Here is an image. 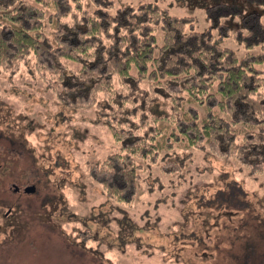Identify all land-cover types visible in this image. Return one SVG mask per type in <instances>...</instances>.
Masks as SVG:
<instances>
[{"label": "clouds", "instance_id": "9594fccd", "mask_svg": "<svg viewBox=\"0 0 264 264\" xmlns=\"http://www.w3.org/2000/svg\"><path fill=\"white\" fill-rule=\"evenodd\" d=\"M60 2L67 6L63 12L57 0H0V131L8 130L14 137L22 136L24 146L32 152L35 162L50 171L49 181L55 184V189L50 194L52 199L47 205L48 214L51 221L58 226L66 244L88 255L99 249L100 255L96 264H145V259L131 243L132 235L127 237L129 244L126 250L121 244L118 238L120 224L111 218L123 217L125 213L118 211L115 206L128 209L138 225H143L144 219H151H141L140 213L144 208L151 207L146 201H152L163 193L156 191L149 194L148 185L156 183L152 178L157 175H161L165 181L169 175L177 178L175 172L162 174L161 165H175V154L189 151L187 141L173 140L170 135L179 134L178 118L186 122L197 120V126L189 127L188 131L198 134L207 132L193 145L197 152L196 162L205 163L206 161L199 160V156L203 151L215 152L218 142L214 138V131L201 126L208 119L204 112L213 111V119L217 122L219 117L231 122V110L217 104L215 109L201 111L199 117L192 116L187 113V107L192 103L188 91L179 93L185 99L178 104V93L168 86L166 80L153 79L149 75L150 70L138 72L137 64L142 63V60L132 57L131 54L121 55L118 61L110 57L109 49L116 39L112 34L113 29L119 26L118 20L112 17L118 15V9L123 10L131 5L132 12L139 15L148 11L149 4H158L159 8L148 12L149 24L153 19H160L163 23V9L172 16L190 15L184 9H178L175 0H172V8H169V0H111L107 6L100 0ZM21 4L25 6L22 13ZM140 4L145 7L140 8ZM96 9H102L107 16L102 17ZM21 14L28 20L29 26H25L21 19H10ZM82 17H87V21ZM102 19L109 21L107 27L99 26ZM128 19L132 22L131 25L119 26L121 50L129 46L133 34L140 41L147 40L148 35H151L149 33L141 36L144 25L137 24L136 17L131 13L128 14ZM226 19L227 17H221L220 24ZM235 19L239 21L240 16L237 15ZM260 22L264 25V17H261ZM193 23H197L194 30L200 31L207 28L210 21H203L201 16L200 21ZM78 24H86L89 30L80 32L77 29ZM133 25V32H129V27ZM153 27L157 29L159 25ZM9 29L12 34L5 36L4 32ZM69 30L77 32L81 41L93 36L99 39L72 46L61 39L65 35L70 39ZM184 31L188 33L191 30L184 25ZM242 31L245 36L251 35L247 28ZM212 32L209 44L219 35L217 29ZM235 36L236 32L230 31L228 37L217 47L223 49L228 45L245 52L254 51L244 49L243 44L236 45ZM45 41L51 46L45 47ZM101 44L104 46L102 60L97 61L96 50ZM257 48L264 52V48L259 45ZM227 55L225 51L220 61L224 62ZM45 59L51 64L45 62ZM186 59L191 61V57ZM129 60L130 68L127 67ZM93 62L95 67H90ZM235 63L239 64V55ZM104 64L108 66L106 71L103 70ZM255 67L264 69V64H257ZM197 70L192 67L181 72L179 78L193 75ZM244 72L247 73L248 69L245 68ZM128 75L137 81L138 87L124 82L123 77ZM227 75L225 72L223 76L213 79V87L220 84ZM261 78H264V72L261 73ZM196 79L199 82L202 77ZM65 81L68 83L65 84ZM156 84L172 92V95L165 97L153 91V85ZM240 84H243L242 80ZM142 90H147V104L144 107L140 106V97L145 96ZM239 90L245 91L242 87ZM205 94L197 93L201 97ZM247 95L254 101L264 96V79H261L259 88ZM153 97L160 108L167 110L166 116L157 117L149 110ZM224 98L221 94V102ZM257 115H264V111ZM30 123L32 126L28 127ZM237 127L238 125L233 124L228 131L236 132ZM75 131L82 135L77 138ZM128 138L135 142L125 146L123 142ZM243 139V131L238 132L232 153H224L221 157L233 161L230 164L232 171L240 164L236 158V145L242 143ZM199 145H204L203 150ZM165 153L170 155L165 157ZM248 167L250 166H244V172L238 174V179L245 176ZM177 171L184 172L185 169L177 167ZM256 175L264 180V170ZM117 176L125 183L113 189L110 185ZM204 178L211 179V175ZM246 178L250 181V187H256L257 182H251L250 177ZM57 181L60 182L56 183ZM132 183L135 184L136 196L128 203L121 197L129 192ZM169 187L171 186H166L164 192H168ZM259 192L264 196V188L259 189ZM100 211H103L106 222L92 218L93 214ZM94 233L98 234L95 238ZM141 234L136 232L133 235ZM148 238L144 234V239ZM159 256H167L171 260L165 250L155 257L156 264H159ZM164 264H167V260Z\"/></svg>", "mask_w": 264, "mask_h": 264}, {"label": "rangeland", "instance_id": "374dc122", "mask_svg": "<svg viewBox=\"0 0 264 264\" xmlns=\"http://www.w3.org/2000/svg\"><path fill=\"white\" fill-rule=\"evenodd\" d=\"M175 6L195 14L197 22L201 16L203 21H210L208 25L213 22L210 12L201 6L189 8L186 0H175ZM172 7L169 0V8ZM197 104V110L202 111L203 106ZM31 126L30 123L28 127ZM75 135L79 138L82 134L75 131ZM192 153L185 177L178 171L177 178L169 175L167 181L161 175L152 178L156 183L149 184L153 189L148 193L161 191L163 195L146 201L151 207L144 208L140 218L151 219H144L143 225L133 220L128 209L115 206L125 213L123 217L111 218L120 224L118 238L124 249L129 244L127 237L132 235L131 243L145 264H156L155 257L165 250L171 260L159 256V264L166 260L167 264H264V196L259 192L264 180L256 175L261 170L248 167L245 176L238 179V174L244 172L241 163L232 171L233 161L221 158L223 155L203 151L199 160L206 162L199 163L196 149ZM170 169L161 172L173 173ZM209 174L211 179H205ZM49 176L50 171L38 165L32 152L25 148L22 136L0 131V264H96L99 249L88 255L66 244L58 226L51 221L47 205L55 184L50 183ZM181 176L185 182L175 185L181 183ZM246 177L257 182L256 187H250ZM11 183L28 185L30 190L13 192ZM166 186H171L168 192H164ZM92 218L106 222L103 211ZM136 232L142 234L133 235ZM144 234L148 235L147 240Z\"/></svg>", "mask_w": 264, "mask_h": 264}, {"label": "trees", "instance_id": "16d2710c", "mask_svg": "<svg viewBox=\"0 0 264 264\" xmlns=\"http://www.w3.org/2000/svg\"><path fill=\"white\" fill-rule=\"evenodd\" d=\"M183 2L185 0H182ZM106 6L111 0H100ZM61 11H65L67 6L57 0ZM189 4V8L194 6H201L207 12H210L213 22L208 25L207 28H203L200 31H195L197 25L193 23L196 21L195 14L187 16H172L169 15L166 9L161 10V19H153L149 24L147 21L150 19L148 12H154L159 8L158 4H149L148 11L141 12L139 15L132 12L131 5L126 6L123 10L118 9V15L112 17L119 22V26L131 25V21L128 19V14L136 17V23H143L144 27L141 30V36L148 35V39L140 41L139 37L133 34L130 38L129 46L123 50L119 48L120 37L118 35L119 26L114 27L113 35L116 39L113 46L109 49V55L114 60H119L121 55H129L142 60V63L137 64L139 73L149 71V75L156 80H166L168 86L175 92H177V103L184 101L185 97L179 95L180 92L188 91L190 93V99L192 103L187 107V113L192 116L199 117L201 111L198 109L199 103L204 109H215L217 104H221L222 107H226L231 110V122L225 120L223 117L218 118V122L213 119V111H205L204 115L208 118L204 120L201 125L206 130L214 131V138L218 142L216 144V151L214 154L224 153L231 154L233 151V144L238 132L243 131L244 139L242 143L236 145L238 149L237 159L243 166H250L251 169L258 171L264 170V115L258 116V112L264 111V96L260 97L258 101L252 100L247 95L248 92H253L260 87L261 73L264 69L256 68L257 64H264V52L259 51L257 46L264 48V25L261 24L260 19L264 16V0H186ZM24 5H20L21 13L24 11ZM79 7V5H78ZM140 8H144L145 5L140 4ZM96 12L102 17L107 16V13L102 9H96ZM34 14V13H30ZM239 15L240 20L237 21L235 17ZM221 17H227L223 24H220ZM10 19H21L25 26L28 25V20L24 16L18 15L11 17ZM87 21V17H82ZM109 21L102 19L100 27H107ZM154 25H159V28L154 29ZM184 25H187L191 30L188 33L184 31ZM64 27H67L66 25ZM94 27L96 25L94 24ZM134 25L129 27V32H133ZM247 28L251 35L245 36L242 29ZM77 29L80 32H87L89 29L86 24H78ZM213 29H217L219 32L218 37L212 41L211 44L208 40L212 39ZM223 30V33L221 32ZM230 31H235V39L238 45L244 44V49H253L252 52H240L236 47H229L225 45L223 49L217 47L221 44L226 37H228ZM71 32L69 39L68 35L61 37L62 40L68 41L72 46H78L81 43H87L91 40L99 39L98 37H86L84 41H81L77 32ZM12 34L11 30L4 32L5 36ZM108 35V33H106ZM45 47L51 45L44 42ZM236 43V44H237ZM103 44L97 48V61L102 60ZM227 51L228 55L224 57V62L220 61V57ZM194 53H196L194 55ZM210 53V55H209ZM239 55V64L235 61ZM186 57H191L189 62ZM207 61V62H206ZM45 62L51 64V62L45 59ZM155 67H152V65ZM90 67H95L93 62ZM107 64L103 65V70H107ZM127 67H131V60L127 62ZM192 67H196L198 70L195 74L180 77V73L186 71ZM247 68L248 72L245 73L244 69ZM227 72L228 75L224 77L220 84L213 87L211 81L218 76H223ZM169 77H176L175 79H167ZM196 77H202L198 82ZM261 78V79H258ZM124 82L131 83L134 87H138L137 81L131 76L123 77ZM243 84H240V81ZM65 84L68 82L65 81ZM245 91H240V88ZM195 89L196 91H191ZM145 96L140 97V106L144 107L147 104L145 99L147 90H142ZM153 91L159 93L161 96L170 97L172 92L167 91L165 88L160 87L159 84L153 85ZM90 92V89H89ZM206 93L203 97L198 96L197 93ZM221 94L224 95V99L221 102ZM119 95V94H118ZM76 98H73L75 100ZM135 99V98H134ZM149 110L157 117L166 116L167 110L160 108L156 102V98L153 97V104L149 106ZM123 119V117H122ZM178 132L170 133L173 140L180 141L184 139L187 141V147L189 151L177 152L173 159L175 165L165 164L161 165V170L166 168H172L169 172H178L177 167L184 168V172H180L185 177V172L189 171L188 166L193 160V145L199 139L203 138L204 134H198L197 132L188 131L189 127L195 128L197 126V120L185 121L178 118ZM233 124L238 125L236 132L228 131L232 128ZM151 127V126H150ZM147 134V133H146ZM135 141L131 138L126 139L123 143L125 146ZM171 147V144H169ZM199 148H204V145H199ZM170 153H165V157ZM165 157H161L164 159ZM184 177H179V182H175V185H180L185 182ZM125 181H122L119 176L116 177L115 182L110 185L113 189L121 187ZM153 187L148 185L147 190L152 191ZM142 194V193H141ZM136 196L135 184L132 183L129 192L124 193L121 197L126 202L132 201ZM97 255V254H95ZM97 257V256H96Z\"/></svg>", "mask_w": 264, "mask_h": 264}, {"label": "water", "instance_id": "95a60500", "mask_svg": "<svg viewBox=\"0 0 264 264\" xmlns=\"http://www.w3.org/2000/svg\"><path fill=\"white\" fill-rule=\"evenodd\" d=\"M10 188L13 189V190H20V191H25V192H28L30 190V187H18L16 184H10Z\"/></svg>", "mask_w": 264, "mask_h": 264}, {"label": "flooded vegetation", "instance_id": "af4514ba", "mask_svg": "<svg viewBox=\"0 0 264 264\" xmlns=\"http://www.w3.org/2000/svg\"><path fill=\"white\" fill-rule=\"evenodd\" d=\"M11 184H16V183H11ZM16 185H17V184H16ZM17 186H18V185H17ZM18 187H22V188H23V187H29V186H28V185H27V186L25 185V186H18ZM9 188H10V185H9ZM10 189H11V188H10ZM11 190H12L13 192L20 191L19 189H18V190H13V189H11Z\"/></svg>", "mask_w": 264, "mask_h": 264}]
</instances>
